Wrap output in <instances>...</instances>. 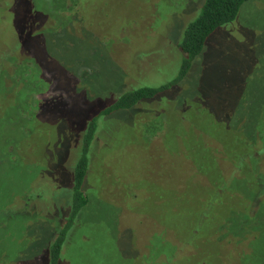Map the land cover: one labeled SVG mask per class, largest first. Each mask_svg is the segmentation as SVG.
<instances>
[{"label":"rangeland","instance_id":"rangeland-1","mask_svg":"<svg viewBox=\"0 0 264 264\" xmlns=\"http://www.w3.org/2000/svg\"><path fill=\"white\" fill-rule=\"evenodd\" d=\"M40 1L0 0V208L37 212L0 217V264L38 260L33 243L17 255L20 235L31 242L61 205L81 130L117 92L178 75L179 31L206 0H83L63 12L76 32L57 34L45 31L56 0ZM168 92L98 115L68 264H264V0L246 1ZM238 143L258 158L247 174Z\"/></svg>","mask_w":264,"mask_h":264},{"label":"trees","instance_id":"trees-1","mask_svg":"<svg viewBox=\"0 0 264 264\" xmlns=\"http://www.w3.org/2000/svg\"><path fill=\"white\" fill-rule=\"evenodd\" d=\"M48 1L53 2L55 0H48ZM82 1L83 0H56L55 1L56 12L52 11L51 9H48L46 13V16H51L55 18L54 23L47 25L45 29L46 33L48 31H51L54 34H57L58 31L61 29L62 32L72 31V33H75L76 31L72 27V25H74L79 18L72 19L71 17L64 15L63 12L74 11L75 7L77 8V6H79L80 4H82V8L85 9L86 3H83ZM246 1L248 0H206L202 6V10L199 16L194 20L189 21L187 25L183 28V30L179 31L178 36L181 37H180V42L178 37L177 40L178 43L177 46H175V56L176 57L181 56L182 63L178 75L173 79H171L170 81L163 83L159 86H141V87L133 86L130 88H125L122 91H119V93L117 92L115 97H111V99H109L108 102L104 104V106L99 110V113L91 121L87 123V126L84 127V130L83 129L81 130L83 136H82V141H80L78 151L75 152V156L73 158V161L71 162L72 164H70V166L68 167L69 171L67 173L63 172V176L66 177V180L65 182H63V184L65 185L64 187H66L67 190L64 192L65 195L63 199L61 197V200L57 202L61 205L59 207L56 206V210L54 212H48L47 216L45 215L46 211H42L40 217L44 219L45 222L44 224H46V230L41 231L38 227H35L36 230L33 229V233L35 236L31 242L30 240L27 239V237L26 239H24L25 234H27L28 232L26 233L25 230L22 232V234L20 235V239L23 242L21 243L22 245L17 255L20 256L23 255L26 247L30 248L33 243V245L35 246H32L31 250L33 251L31 252L33 253V255L38 253L37 255L34 256V258L38 256V260H34L32 264H68L69 263L68 261H66V259L63 258L64 249L66 245L67 246L69 245L67 244V242L72 235L73 229L76 228L78 224L77 221H78L79 213L92 200L88 191V190L91 191V189L90 187H87V183L86 185L84 183L91 169L90 161L92 159V154L89 153L91 151L90 149L91 143L95 137V132L97 129L98 115L113 113L114 111L119 109H132L140 102H147L150 100H154L159 95L163 96L168 91L170 92V89L172 88L174 89L175 86L180 84L186 78V76L188 75L189 71L192 68L194 60L203 52L208 38L218 28L222 27L225 24L233 22L238 16L242 5ZM29 2H32L33 4H36L39 7L38 4L41 1L29 0ZM76 12L78 15L79 12L78 11ZM83 24L84 23L80 21L81 29L86 30ZM91 36L98 37L94 32H91ZM53 39L54 41H57L56 38ZM86 49L89 55L90 53L94 54L95 52V49L91 45ZM76 63L81 64V59H79ZM69 76L70 77L75 76V74L73 75L72 70L69 73ZM36 90L37 89L34 88V91ZM68 91H69L68 95L70 97L72 95L71 89ZM186 91L192 93L194 91V88L190 87ZM41 92H43V90L39 89L37 91V93H41ZM72 96L75 97V93ZM174 100L176 101L178 100V98H175ZM181 101L182 99H180L179 103ZM25 113L23 114L32 118L31 114L28 113L25 114ZM243 139L248 142V139H246L245 137H243ZM7 140L8 143L6 144V147L10 148L11 144L14 142L15 139L14 137H9ZM251 142L252 141L250 140L249 144ZM241 145L244 144L238 143V146H240L239 150L242 151L243 153H242L241 161L240 160L236 161V162L239 161L240 163V165L237 166V169L243 170L244 173L247 174V172L251 168L250 166H252L253 164L249 163V161L248 162L246 161L247 160L256 161L258 160V158L256 157L255 153H250L252 150L251 147L247 149L246 145H244L243 147ZM9 148H7L2 153L3 154L2 156L4 155L7 157L12 156V153L10 152ZM261 149H264V145ZM235 160L236 159H234L233 162H229L234 167H236ZM11 207L12 205L11 206L8 205V206H4L3 208H0V217H2L3 213L6 211L16 212L15 214L17 213L28 214V212L30 211L26 209L27 206H24L20 209L14 208L15 210H12ZM30 213L33 214L37 212L32 210L30 211ZM8 226L9 224H7V226L4 227V230ZM0 228H2V225L0 226ZM24 240H26V242ZM16 262H20L19 259Z\"/></svg>","mask_w":264,"mask_h":264}]
</instances>
